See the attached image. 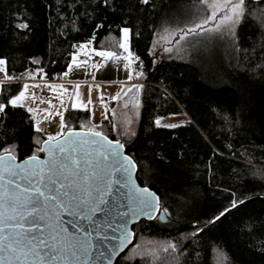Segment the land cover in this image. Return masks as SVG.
<instances>
[{"label":"trees","instance_id":"obj_1","mask_svg":"<svg viewBox=\"0 0 264 264\" xmlns=\"http://www.w3.org/2000/svg\"><path fill=\"white\" fill-rule=\"evenodd\" d=\"M198 3L0 0V58L7 71L0 154L10 151L19 160L43 155L38 150L47 136L36 131L25 106L8 101L28 80L60 78L84 44L119 51L123 29L130 31L140 105L137 128L122 141L138 163V180L160 195L170 219L136 224L135 241L116 264H264V0L245 1L237 29L224 31L219 60L180 50L185 38L156 60L152 51L169 10ZM111 104L98 126L90 109L69 108L66 130L91 128L120 139ZM183 113L189 119L178 127L156 124Z\"/></svg>","mask_w":264,"mask_h":264},{"label":"water","instance_id":"obj_2","mask_svg":"<svg viewBox=\"0 0 264 264\" xmlns=\"http://www.w3.org/2000/svg\"><path fill=\"white\" fill-rule=\"evenodd\" d=\"M140 85L141 83L135 84V87ZM69 131L77 134L72 136L71 140L88 141L86 144L73 145L78 150L71 153L77 159L90 161L82 165L80 176L74 175L75 170L71 167L70 160L65 159L70 153L69 149V153H61L57 156V164L68 163L67 169L50 173L45 167L44 174L39 177L20 173L15 177L6 176V179H13L14 185L19 184L21 188L27 187L31 181L34 186L42 191H48L49 194H52V181H55V187L60 190L59 194L62 198L66 202H71L70 208H64L45 201L43 205H37L40 209L39 216L44 217L42 221L37 219L36 223H32V219L29 218L28 222H23L25 228H33V234L43 236L49 244L55 243L58 247L76 246L73 249L76 252L75 257L69 253L66 260L46 261L45 264H116L118 258L134 243L136 224L142 220H154L157 217L167 222L170 214L162 208L160 195L151 187L142 185L138 180V163L128 153L125 143L101 131L98 132L102 133V137L106 136L107 141L102 137L92 136L89 129H67L56 140L49 141L48 144L42 143L45 151L43 155H36L40 162L47 165L48 147L57 141L63 144L69 139ZM109 141L111 143H108ZM117 141L123 146L122 148L116 145ZM65 146L68 147V145ZM114 152L118 155H113ZM0 155H8V152ZM11 155L16 157L12 152ZM32 156L22 160L16 157L12 163L23 169L26 167L25 162ZM122 157H129L135 167L131 168L127 165ZM121 164L128 167V171H125ZM27 168L39 171L36 168V162L27 164ZM16 170L19 172V169ZM85 178H87L86 183ZM61 185H64L62 189ZM143 189H148L149 193L154 194L156 198L152 201L154 210L144 207L143 201L152 200V197L144 193ZM64 192L68 193L67 197H63ZM73 197L78 199L73 201ZM59 203V201L56 202L57 205ZM19 211L27 213L30 207L20 208ZM37 227L40 231H35ZM81 244H91L90 256L79 251Z\"/></svg>","mask_w":264,"mask_h":264},{"label":"snow or ice","instance_id":"obj_3","mask_svg":"<svg viewBox=\"0 0 264 264\" xmlns=\"http://www.w3.org/2000/svg\"><path fill=\"white\" fill-rule=\"evenodd\" d=\"M144 3H147L148 0H143ZM200 2L206 5L208 8L213 9L211 15L206 16L201 23L195 24V27L189 28L184 35L187 36L189 33L196 34L197 29H203L204 25L210 21L217 19L218 13H225L217 23L215 29H207V31H220L222 28H227L229 31L232 30V27L239 24L241 18L244 15V5L245 0H200ZM226 10V12H225ZM27 27V25H23ZM124 36L127 39L129 30L124 29ZM120 47H125V44H121ZM127 50V49H126ZM170 51V49H166ZM100 56L112 57L115 53L111 52H100L97 53ZM131 55V54H130ZM6 64V61L0 59V66ZM2 70V69H0ZM131 78V77H129ZM27 85H24L25 91L27 90ZM79 87V86H77ZM25 91H21L18 96L10 99L8 101L12 106H22L18 105V102H22L25 97ZM131 91V89H129ZM103 102V98L101 97ZM91 103V101H89ZM78 105L73 104L72 107H77ZM80 107H86L85 105H79ZM5 108L4 104H0V112H3ZM59 114V113H57ZM157 126H160V121H156ZM165 127H178L179 125H164ZM61 127H65L63 123V116L61 115ZM36 131H42V129L37 128ZM92 136L102 137V133L95 131L94 129H89ZM77 135L69 131L68 140H65L63 144L57 141L54 145H50L47 149L49 152V162L47 165L39 161V158L36 155H33L25 162L26 167L23 169L19 168V165H14L12 162L15 161L16 157L11 155V152H8V155H0V264H45L46 261H63L66 260L68 254L76 256V252L73 249L76 247L74 245H68L66 247H58L57 244H49V242L43 236H36L33 234L34 229L29 227L25 228L23 222H28L29 218L32 219V223H36V220H43V216H39L40 209L37 207L38 204L43 205L45 201L51 202V204L56 205L57 207L70 208L71 202H66L62 196L59 194L58 189L55 187V181H52L51 193L48 191H42L39 187L34 186L31 181H29L28 186L21 188V185L15 184L13 179H6L7 177H15L20 173L30 174L34 177H39L44 174L45 167L48 168L50 173H54L61 169H67L69 167L68 163L57 164V156L61 153H70L65 157V159L70 160L71 167L75 170L74 175L80 176L82 172V165L90 163L87 160H80L71 155V153L77 152V147L73 145L76 144H86L87 140L73 141L71 137ZM107 141V137H102ZM56 140L55 137H49L48 141L43 143L48 144L49 141ZM40 143V141H37ZM108 143H111L110 141ZM65 145H68L66 147ZM116 145L119 148L123 146L119 144V141L116 142ZM38 151H45L44 148L39 149ZM113 155H118V153H113ZM123 161L127 162V165L134 168L135 165L129 157H122ZM36 162V168L39 171L29 170L27 164ZM121 167L128 171V167L124 164H121ZM19 169V172L16 170ZM67 179V177H65ZM87 178H85V183ZM14 185V187H12ZM47 187V186H45ZM64 185H61V189ZM144 193H147L148 196L152 197V200H144V207L153 208L154 206L152 201L156 200L154 194L149 193L148 189H143ZM68 193L64 192L63 197H67ZM78 199L73 197V201ZM60 203L57 205L56 202ZM240 201L239 203H242ZM158 204V201H157ZM237 202L233 201L232 207H236ZM30 207V211L27 213L19 211L20 208ZM225 211H228L226 209ZM224 215V213H221ZM219 219V217H216ZM35 231H40L37 227ZM58 235V234H57ZM130 235V234H129ZM126 238V237H125ZM55 239V237H54ZM174 248V246H172ZM79 251L86 255H91V244H81L79 245Z\"/></svg>","mask_w":264,"mask_h":264},{"label":"crops","instance_id":"obj_4","mask_svg":"<svg viewBox=\"0 0 264 264\" xmlns=\"http://www.w3.org/2000/svg\"><path fill=\"white\" fill-rule=\"evenodd\" d=\"M122 44H125L126 48L121 47L116 52L93 49L87 44L82 45L76 54L78 57L72 60L67 70V76L72 78L68 77L66 79L62 75L55 80H28L24 85L35 87L32 94L33 102L30 104L23 103L25 101L23 100L18 105L22 104V106H25L31 112L35 118L36 127L42 129L47 138H57L66 131L64 116L67 109L73 105L72 103L76 94L78 92L81 93V99L87 98L90 94L94 97V102L89 103L86 100L81 103V100H79L78 106L74 108L90 109L93 126L100 125L102 120L108 117L111 103L113 102L114 106L117 105L118 101L116 100L105 101L110 97H114L113 91L117 89V86L127 85L136 88L135 84L140 83L136 81L138 80L139 71L132 53L130 35L125 40L122 33ZM100 52H111L115 53V55L112 57L97 55ZM6 81L7 77L0 79V91L3 83ZM78 84H83L84 86H79ZM38 88H40V92L36 90ZM59 95L65 100L60 101ZM101 97L104 99L103 102L101 101ZM81 104L86 107H80L79 105ZM100 104H104V110H102L104 116L99 123H96L94 122L95 110L99 108ZM114 106H112V110ZM61 115L63 116V123L65 125L63 129L61 127Z\"/></svg>","mask_w":264,"mask_h":264},{"label":"rangeland","instance_id":"obj_5","mask_svg":"<svg viewBox=\"0 0 264 264\" xmlns=\"http://www.w3.org/2000/svg\"><path fill=\"white\" fill-rule=\"evenodd\" d=\"M246 1V0H245ZM245 9V5H244ZM213 9L208 8L206 5L202 3H198L195 5H188V6H174L172 7L168 14L165 17L164 25L165 29L162 34L159 35L157 38V45H159V48H155L152 51V55L158 60L159 58L164 57L165 55L171 54L175 50V46L178 45L179 41L184 39L183 42L179 44L180 50L187 49L188 51H195L196 57L201 60L205 61H213L216 59H220L222 57V54L224 53L225 46H226V38L224 36V31H229L227 28H222L220 31H207V29L202 30L200 35H197L198 37H195V34H188L186 37L180 32H183L185 29L193 28L195 27V24L201 23L202 20L206 17L211 15ZM226 12V10H225ZM225 13H218L217 19L210 21L207 23L208 26L204 27H210L208 29H215L217 26V23L219 22L220 18ZM239 24L232 27V30L230 32H234ZM128 29V28H124ZM123 29V30H124ZM129 30V29H128ZM198 30V29H197ZM130 33L128 34L129 37ZM178 36V37H177ZM123 37L124 32H123ZM127 37V38H128ZM126 40V39H125ZM128 47V46H127ZM126 48V46H125ZM166 49H170V51H166ZM182 52V51H181ZM183 53V52H182ZM180 55L181 58H186V54ZM78 55H75L74 58L76 59ZM4 61H6L3 58H0ZM74 60V59H73ZM0 79H5L7 77V71H6V64L3 66H0ZM66 71L63 74V78H68ZM72 78V77H69ZM79 86H84L83 84H78ZM27 90L25 91L24 86L20 90L25 91V101L23 103H31L33 102V92H34V86L27 85ZM131 89V91H129ZM39 92L41 91L40 88L36 89ZM18 92L16 95H14L12 98L19 95ZM114 92V97H110L109 99L105 101H111L116 100L119 103L114 106L112 113L115 119V129L117 131L119 140L128 139L131 137L136 128H137V117H138V106L140 105V100L138 95L136 94L135 88L133 86H127V85H119L117 86V89ZM104 96V95H103ZM60 101H64L65 99L58 96ZM81 93H77L74 97V101L72 104H78V101L81 100L85 102L86 100L89 102H94V97L92 95H88L87 98L81 99ZM71 100V99H70ZM104 100V99H103ZM18 102V104L22 103ZM70 102V101H69ZM27 104V105H29ZM104 104H100L95 110V119L94 122L99 123L101 118L104 116L102 113V110H104ZM31 106V105H30ZM69 108H74L72 105ZM68 108V109H69ZM67 109V110H68ZM189 119V116L187 113H183L180 115H173L168 116L166 118L160 119V123L164 125H174L179 122L185 121Z\"/></svg>","mask_w":264,"mask_h":264}]
</instances>
